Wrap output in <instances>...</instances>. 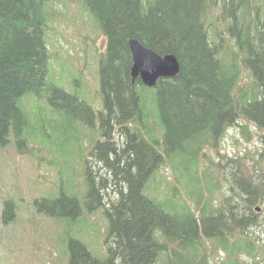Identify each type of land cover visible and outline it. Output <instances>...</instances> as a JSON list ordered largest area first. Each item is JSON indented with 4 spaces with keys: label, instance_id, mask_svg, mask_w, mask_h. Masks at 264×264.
Returning a JSON list of instances; mask_svg holds the SVG:
<instances>
[{
    "label": "trees",
    "instance_id": "obj_1",
    "mask_svg": "<svg viewBox=\"0 0 264 264\" xmlns=\"http://www.w3.org/2000/svg\"><path fill=\"white\" fill-rule=\"evenodd\" d=\"M53 1L59 0H0V147L7 146L10 134L17 144L23 141L29 120L19 100L26 93L52 95L77 105L87 119L78 120L82 118L87 126H95V117L98 119L102 141L96 143L91 157L103 163L118 192L115 198L105 197L109 179L98 177L88 161L85 202L88 211L103 208L109 222L106 257L97 259L81 242L70 238L68 253L64 249L66 264H157L161 255H170L165 264H194L189 259L195 255L178 251H196L199 232L213 241V249L226 251L235 264H240L242 256L254 257L264 250V241L255 234L257 229L264 231L261 166L251 172L239 166L237 172L225 176L227 194L218 207L207 197L197 199L193 210L184 200L179 206L182 212L173 209L170 213L167 208L171 207L159 198L158 189L148 192L147 184L154 170L170 165L176 156L194 165L189 177L197 178L199 165H204V150L213 148L240 119L264 133V0H72L85 6L106 38L98 72L103 111L97 116L77 97L47 82L44 5ZM216 10L219 21L207 19ZM216 23L224 27L227 39L218 33ZM130 39L161 57L174 55L179 73L159 79L152 88L139 78L132 82ZM230 42L236 48L232 56L225 54ZM239 63L250 72L258 95L251 89H239ZM148 93L163 127L162 152L158 143L145 139L140 131L130 134L125 129L128 124H140ZM114 128L125 131L119 149L111 142ZM117 150H121L119 155ZM197 182L196 190L203 196L198 186L206 184L198 178ZM145 188L148 195H157L145 196ZM215 191L216 186L207 190V196ZM3 202L1 220L8 226L14 221V205L11 200ZM33 207L35 213L55 220L81 215L79 200L63 193L50 200H33Z\"/></svg>",
    "mask_w": 264,
    "mask_h": 264
},
{
    "label": "rangeland",
    "instance_id": "obj_2",
    "mask_svg": "<svg viewBox=\"0 0 264 264\" xmlns=\"http://www.w3.org/2000/svg\"><path fill=\"white\" fill-rule=\"evenodd\" d=\"M44 13L47 22L43 38L49 56L47 82L77 97L92 108L97 116L103 111L98 72L100 55L106 49V38L80 2H48L44 5ZM217 15L216 10L207 19H217ZM216 30L222 37L228 38L220 23H216ZM210 32L212 35V28ZM235 53V45L230 42L225 54L232 56ZM238 66L239 89H251L258 95L250 72L241 63ZM144 103L145 116L137 126L128 124L126 132L131 134L140 131L145 139L158 143L159 151L162 152L163 127L150 93L144 97ZM19 106L29 120L23 130V141L17 144L13 134H10L7 146L0 147V264H66L64 249L68 253L70 238L81 242L92 256L102 260L106 257L104 241L109 222L103 208L88 211L86 207L84 173L87 162L90 161V167L98 177L103 175L109 179L105 197L115 198L118 191L111 184V177L105 173L103 163L97 157H91L96 143L102 141L98 119L95 117L96 124L93 127L85 125L87 123L82 118L87 119L82 117L84 112L77 105L63 103L52 95L45 97L26 93L19 100ZM78 117L82 118L78 120ZM124 132L114 128L110 134L111 142H115L118 149L124 145ZM116 153L119 155L121 150ZM203 153L205 155L201 162L204 165H199L197 177L200 183L206 184L204 188L198 186V189H203V196L196 190L197 178L189 177V170L194 169V165L180 156L172 159L170 165L163 164L149 176L148 192L154 190L157 193L158 189L159 198L171 207L167 208L170 213H173V209L182 212L179 206L184 200L193 210L197 199L207 197L213 207H218L222 197L227 194L228 185L224 177L228 178L230 173L237 172L239 166H245L249 172L261 166L263 173L264 133L253 123L240 119L234 127L224 132L213 148L208 147ZM112 157L113 154L108 152V158ZM214 186L217 191L207 196V190ZM61 193L79 200L81 215L78 218L55 220L35 213L33 200H50L60 197ZM143 194L148 197L157 195H148L146 188ZM5 200L13 201L15 210L14 221L8 226H4L1 220ZM255 234L261 242L264 241V231L257 229ZM198 236L199 248L196 251L178 252L195 255L189 259L195 261L194 264H198V261L235 264L228 259L226 251L213 249L212 240L203 238L200 232ZM160 242L163 240L160 239ZM171 250L172 246L168 252ZM169 256L161 255L157 264L170 262ZM203 256L206 259H202ZM238 262L264 264V250L260 249L254 257L242 256Z\"/></svg>",
    "mask_w": 264,
    "mask_h": 264
},
{
    "label": "water",
    "instance_id": "obj_3",
    "mask_svg": "<svg viewBox=\"0 0 264 264\" xmlns=\"http://www.w3.org/2000/svg\"><path fill=\"white\" fill-rule=\"evenodd\" d=\"M128 47L132 57V82L139 78L144 86L152 88L159 79L174 78L179 73V63L174 55L161 57L136 39H130ZM262 166L264 179V160Z\"/></svg>",
    "mask_w": 264,
    "mask_h": 264
},
{
    "label": "flooded vegetation",
    "instance_id": "obj_4",
    "mask_svg": "<svg viewBox=\"0 0 264 264\" xmlns=\"http://www.w3.org/2000/svg\"><path fill=\"white\" fill-rule=\"evenodd\" d=\"M96 124V123H95Z\"/></svg>",
    "mask_w": 264,
    "mask_h": 264
}]
</instances>
